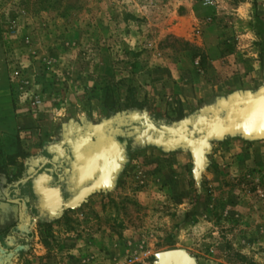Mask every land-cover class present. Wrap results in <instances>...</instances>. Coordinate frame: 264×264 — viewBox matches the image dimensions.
<instances>
[{
    "label": "rangeland",
    "instance_id": "obj_1",
    "mask_svg": "<svg viewBox=\"0 0 264 264\" xmlns=\"http://www.w3.org/2000/svg\"><path fill=\"white\" fill-rule=\"evenodd\" d=\"M256 32L264 33V0H0V184L26 173L29 160L15 150L23 153L27 116L55 112L57 124L79 130L134 115L180 124L179 117L155 113L150 80L189 68L204 100L211 98L236 74L218 76L213 64L246 70L264 64V38ZM258 73L245 90L202 99L189 120L236 94L264 89V67ZM133 127L103 130L102 139L123 137L124 129L133 139L111 189L40 219L13 264H178L163 262L170 252H179L183 264H264V160L252 149L264 141L242 134L213 140L200 177L194 166L185 184H172L133 153L140 143ZM93 138L72 150L79 180L88 168L97 170L76 165L98 154L84 151Z\"/></svg>",
    "mask_w": 264,
    "mask_h": 264
},
{
    "label": "crops",
    "instance_id": "obj_2",
    "mask_svg": "<svg viewBox=\"0 0 264 264\" xmlns=\"http://www.w3.org/2000/svg\"><path fill=\"white\" fill-rule=\"evenodd\" d=\"M256 35H260V37L264 38V33L262 32H256ZM259 64V67L257 66V64H253L252 68H247L248 70L240 67L239 65H232V68H230L229 66H224L221 62L213 64V67L216 69L218 76H223V72L226 71H236V74H234V76H231L232 78L230 77L228 80H225L226 82H220L218 84V87L214 88L218 90L217 93H215V95H211V98H208L209 96H206L205 100L203 98L202 88L199 87L200 78L194 70L188 68L183 71H162L164 73L162 76L154 77L152 80H150L152 96L151 102L155 103V105L153 106L156 109L155 113L161 114V117L162 115H167V117L171 119L179 117L182 121L189 120L197 113L198 104L202 99L204 101H209L212 99V97L221 95L228 96L231 93L245 90L244 88L246 87V83L249 79L254 80L255 83L256 80L259 79L258 71H260L262 67H264V64ZM261 82L262 79L258 81L259 84ZM154 98H156V100H154ZM46 113L47 112L44 111L40 112L36 116H27L25 119L30 123L31 126H28L27 124L30 129H27V126L26 128H20L23 129L22 133L20 132V135L22 134V136H20V143L22 144L21 148L23 149V154L29 160L25 163L27 167L31 160L41 157V155H43V153H45L48 148H52L56 144L58 140L57 138L60 134L66 135V133H69L70 126L65 129L64 123L61 122L62 124H57V120L54 116L56 115L55 112H51L52 114H49V116ZM79 121L83 120L81 119ZM51 122L54 124L52 125ZM31 141L34 143L35 141H38L40 144L36 147L35 145H32L31 147ZM234 141H237L238 143L239 140ZM239 142L245 143L242 141ZM25 145H28L30 149L28 146V149H26ZM18 149L20 150V152H22L19 146ZM252 149H256L254 151H257V154L259 153L258 156L261 157L260 159L264 160V142L253 144ZM132 151L133 153H140V155H142V162L145 165L149 166L152 174L160 176L161 178L163 176L168 177V183L185 184V181L189 180L191 174H193L194 162L189 152H166L163 149L153 145L139 146L138 149H132ZM51 156H53V153ZM50 177H52L51 179H53L54 176L50 174V176H47L45 178L47 181H49ZM46 180H41L40 182L36 183L34 182L32 186L28 185L22 193L16 192L12 197L13 199H16L12 202H16L17 199L22 200L24 203V208L28 209V216L32 221V226L30 227L29 231H32L34 227H37V223H39L40 219H45L35 212V203L33 202V199H36L37 196H40L44 199L51 198L50 194L54 191L46 188ZM33 185L39 188L37 194H33V192L31 191ZM43 200L41 199L39 202L41 205V202ZM42 210L45 209L42 208ZM11 247V244L4 241L3 237H0V252L8 251ZM15 259L16 255L12 257L9 264H13Z\"/></svg>",
    "mask_w": 264,
    "mask_h": 264
},
{
    "label": "water",
    "instance_id": "obj_3",
    "mask_svg": "<svg viewBox=\"0 0 264 264\" xmlns=\"http://www.w3.org/2000/svg\"><path fill=\"white\" fill-rule=\"evenodd\" d=\"M133 127L135 134L139 136L138 146L153 145L163 149L166 152L177 150L188 151L194 161V176L200 177L201 172L206 167V155L210 150V144L213 140H221L226 136L242 134L247 139L264 141V89L255 94L245 93L236 94L227 100L217 103L216 107H210L202 110L198 116L192 120H186L177 125H165L156 123L146 116H130L113 124L111 121L103 123L102 126L92 127V136L96 137L101 145H104L102 139L104 129L114 125L115 127ZM112 142V139L109 138ZM108 149V153H98L93 158L94 168L97 169V161L103 160L111 163L113 154L117 150V145ZM106 152V151H105ZM76 156L82 157L76 151ZM117 168L112 172L103 173L98 184L92 189L83 191L77 196L70 208H75L83 203L91 194L101 189H111L112 175L116 173ZM39 188L33 185L31 191L38 193ZM42 208L52 211L54 202L51 198H45L42 202ZM170 259L178 264H183L184 260L179 252H170L163 255V262Z\"/></svg>",
    "mask_w": 264,
    "mask_h": 264
},
{
    "label": "flooded vegetation",
    "instance_id": "obj_4",
    "mask_svg": "<svg viewBox=\"0 0 264 264\" xmlns=\"http://www.w3.org/2000/svg\"><path fill=\"white\" fill-rule=\"evenodd\" d=\"M89 129V125L82 127V130H79L75 127H69V133L65 136L59 137L56 144L36 159H33L29 162V165L26 169V173L21 181L13 183L11 185L6 184V186L0 184V226L3 228V236L6 242L12 245L10 250L0 252V264H6L12 259L16 251L22 249V247L29 242V230L32 226L31 218L28 216V209L24 208V203L22 200L17 199L20 203V212H16L15 206L12 204V201L16 200L12 197L17 192V189H21V193L24 191L27 186H32L35 182L45 181L47 176L52 174L54 177H50V180L46 183V188L53 190L54 192L50 194L54 202V211L53 213L48 212V210H42L40 200L44 199L42 197H36L35 212L45 219H49L51 215H59L64 212V207L66 204L70 203L77 196H79L83 191L92 189L95 184H98V181L103 173L112 172L114 168L120 166L121 152L123 150H129V147L133 144V139L128 140L127 135L130 133L128 130L124 129L123 137L114 136L111 134L113 142L109 141V138L105 137L104 145H96V137H94L90 145L86 143L84 151H98V153H105L108 149H111L116 143L117 150L113 158V166L106 163L103 160L97 161V170L93 172L88 167L94 165V162H83L80 160V163L76 164L78 168L86 169V173L83 175V178L79 180L78 171L75 170L72 150L77 147L78 144H82L87 139V136L92 133V130ZM107 135V134H106ZM114 136V137H113ZM110 138V139H111ZM115 141V142H114ZM48 151L53 153V156L49 157L47 154ZM107 153V152H106ZM54 158V159H53ZM54 163V164H51ZM53 165V167L51 166ZM76 168V169H78ZM77 171V172H76ZM13 239L16 243L10 241Z\"/></svg>",
    "mask_w": 264,
    "mask_h": 264
},
{
    "label": "trees",
    "instance_id": "obj_5",
    "mask_svg": "<svg viewBox=\"0 0 264 264\" xmlns=\"http://www.w3.org/2000/svg\"><path fill=\"white\" fill-rule=\"evenodd\" d=\"M16 155L17 154H19V153H21L23 156H25L22 152H20V150L18 149V148H16ZM26 157V156H25ZM13 203V205L15 206V210H16V212L18 213V212H20V203H19V201H16V202H12Z\"/></svg>",
    "mask_w": 264,
    "mask_h": 264
},
{
    "label": "built area",
    "instance_id": "obj_6",
    "mask_svg": "<svg viewBox=\"0 0 264 264\" xmlns=\"http://www.w3.org/2000/svg\"><path fill=\"white\" fill-rule=\"evenodd\" d=\"M209 3V2H208Z\"/></svg>",
    "mask_w": 264,
    "mask_h": 264
}]
</instances>
